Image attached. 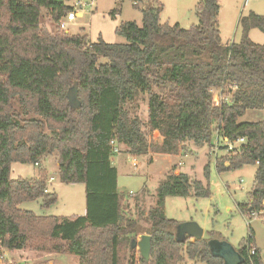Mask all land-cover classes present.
I'll return each instance as SVG.
<instances>
[{
	"label": "trees",
	"instance_id": "1",
	"mask_svg": "<svg viewBox=\"0 0 264 264\" xmlns=\"http://www.w3.org/2000/svg\"><path fill=\"white\" fill-rule=\"evenodd\" d=\"M44 10L59 24L73 7L67 0H0V252L45 250L57 242L64 245L56 249L79 257L80 264H119L121 244L138 225L123 217L112 141L133 156L183 157L188 142L215 147L216 135L217 140L244 138L216 167L223 173L257 166L251 204L239 209H252L249 215L264 210V121L240 122L247 111L264 110V44L249 36L253 29L264 33V16H242L241 41L223 45L218 0L200 1L199 22L190 29L163 24L159 3L142 10V27L121 23L117 34L125 44H109L43 29ZM142 96H148L147 122L138 115ZM16 98L40 119H17ZM55 152L60 181L85 185V216H38L20 208L38 199L49 208L57 195L46 193V170L37 180H13L12 165H39ZM205 174L208 179L209 165ZM192 192L196 198L211 196L209 185L187 174L167 176L148 216L151 259L129 264H179L184 252L194 264H225L209 244L217 233L193 241L181 233L183 223L165 214L167 197ZM254 240L251 231L239 250L244 264H264L258 248L249 256Z\"/></svg>",
	"mask_w": 264,
	"mask_h": 264
},
{
	"label": "rangeland",
	"instance_id": "2",
	"mask_svg": "<svg viewBox=\"0 0 264 264\" xmlns=\"http://www.w3.org/2000/svg\"><path fill=\"white\" fill-rule=\"evenodd\" d=\"M94 1L95 6L93 8L87 6L83 11H80L81 15L74 23L61 20L57 24L44 10L41 27L53 33L88 35L90 43H95L101 38L109 44H125L126 40L117 34L121 23L130 21L142 27V10L148 6H157L159 3L164 6V11L161 14L163 24H180L182 28L190 29L199 22L196 8L201 0H143L139 5H135L130 0L121 2L120 0ZM218 1L221 6L219 21L222 24L223 41L227 37L225 41H232L234 34H236V39L240 37L239 21L242 16H247L250 12L264 16V0ZM76 2L78 0H67L71 7ZM116 9L120 11L114 16L112 12ZM235 19L238 20V25L235 23ZM255 35L260 38H255ZM253 36L255 40L263 39L264 41V33L259 29H255ZM104 63L106 60H101V64ZM155 92L161 93V90L155 89ZM230 97L231 95L227 97L228 101H230ZM13 106L17 112L16 117L20 121L40 119L30 108L22 106L18 98L14 100ZM138 115L143 122H147L148 96H142ZM259 121H264V110H249L240 119L242 123ZM46 132L49 134V131L46 130ZM216 136L213 138V145L218 141ZM154 137L157 141L161 139L159 133H154ZM117 147L119 153L114 154V156L117 155L114 158V164L118 170L117 182L123 217L125 221L129 220L128 222H135L138 225L137 233L128 236L129 241L123 242L119 251V264H129L131 259H136L138 262L141 257L138 248H131V243L133 240L140 241L141 234L150 232L149 212L156 207L158 189L160 183L167 177L169 166L165 163L164 159H168L166 157H162L163 159L151 165L146 156H128L123 146L117 145ZM185 154H187V158L182 159L179 168L192 179L201 181L205 186L209 185L211 196L196 198L192 192L189 197H167L164 209L167 218L181 223L195 222L203 229L204 238H209L211 234L217 233L210 239L225 241L237 251L244 247L251 231H253L255 239L253 246L260 250L264 262V210L257 214V217H252L248 214V210L252 209L247 208L245 214L239 209V205L246 204L248 206L251 204L250 193L255 185L257 166H245L240 170L219 173L216 162L224 158L228 159L232 155L230 151L222 148L221 144L215 151L214 146L199 147L193 142H188ZM58 161L59 155L55 152L46 156L41 162V165L48 171L46 188L49 193L54 192L57 195V202L49 208H45L42 199H38L22 203L21 209L32 211L38 216H58L69 219L85 215V185L62 183L57 173ZM134 162H136V166ZM207 165H209L208 179L205 174ZM226 166L229 167V163ZM38 169L37 165L19 163L15 166L11 179L33 180L36 178ZM51 177H54L53 181L50 180ZM62 245L64 243H61L60 246ZM58 247L57 242H49L45 250L8 251L3 249L0 252V256H2L0 263L6 261L9 264H80L79 257L64 252L63 247L56 249ZM179 264H194V262H190L184 252L183 262ZM195 264L203 263L198 261Z\"/></svg>",
	"mask_w": 264,
	"mask_h": 264
},
{
	"label": "water",
	"instance_id": "3",
	"mask_svg": "<svg viewBox=\"0 0 264 264\" xmlns=\"http://www.w3.org/2000/svg\"><path fill=\"white\" fill-rule=\"evenodd\" d=\"M77 86V84H76ZM180 231L196 241L204 238L203 229L195 222H186L181 225ZM212 253L224 260L225 264H244L245 258L231 244L225 241L211 240L209 242ZM131 248H138L141 258L149 262L152 252L151 235L143 234L140 241L133 240Z\"/></svg>",
	"mask_w": 264,
	"mask_h": 264
},
{
	"label": "crops",
	"instance_id": "4",
	"mask_svg": "<svg viewBox=\"0 0 264 264\" xmlns=\"http://www.w3.org/2000/svg\"><path fill=\"white\" fill-rule=\"evenodd\" d=\"M257 14V13H256ZM81 15V14H80ZM237 16V15H236ZM237 19H238V17H237ZM237 19H235V23L238 25V20ZM219 25H220V33H221V39H222V43H223V45H231V44H234V43H236V44H238L240 41H241V36H242V34H241V32H240V37L238 38V39H236V34H234V37H233V40L232 41H225V40H227V38L226 39H224V41H223V38H224V36H223V29H222V24H220V21H219ZM241 30V29H240ZM255 34V29L254 30H251V32H250V34H249V36H250V39L254 42V43H256V44H260V45H263L264 44V41H263V39H261V40H255L254 39V35ZM255 38H260L258 35H255ZM238 40V41H237ZM127 153V152H126ZM120 155V154H119ZM126 155H128V156H132L133 157V155H131V154H126ZM117 156V155H116ZM116 156H113L112 157V163H113V165L115 166V164H114V158L116 157ZM134 157H138V156H134ZM162 157H166V158H168L167 160L166 159H164L165 160V163H167V166H169V170H168V172H167V176L168 175H170V174H172V173H175L176 175H178V174H186V173H184L179 167H180V164H181V161H182V159H185V158H187V155H185V156H183V157H168V156H163V155H148V156H146V158H147V161L151 164V165H154L157 161H159V160H161V159H163ZM185 157V158H184ZM19 163H14L13 165H12V170H11V174L13 173V171H14V168H15V166L16 165H18ZM38 167H39V169H38V172H37V175H36V178L35 179H33V180H37L39 177H40V171H41V169L43 170H46L47 171V169L43 166V165H41V163L39 164V165H37ZM57 173H58V176H59V163H58V165H57ZM118 171V170H117ZM47 177H48V171H47ZM167 178V177H166ZM52 179H54V177H51V181H53ZM18 180V179H17ZM26 180H28V179H26ZM166 180V179H165ZM164 180V181H165ZM163 182V181H162ZM161 182V183H162ZM160 183V184H161ZM48 184V183H47ZM48 188H49V186H48ZM86 192V191H85ZM119 192V191H118ZM50 193H54V192H50ZM21 207V206H20ZM22 210H24V209H22ZM27 211V210H26ZM32 212V211H31ZM86 213H87V203H86ZM86 213H85V215H86ZM85 215H83V216H85ZM58 217V216H57ZM75 217H78V216H75ZM74 217V218H75ZM65 218V217H64ZM72 219V218H71ZM142 235V234H141ZM141 235H140V237H141Z\"/></svg>",
	"mask_w": 264,
	"mask_h": 264
},
{
	"label": "built area",
	"instance_id": "5",
	"mask_svg": "<svg viewBox=\"0 0 264 264\" xmlns=\"http://www.w3.org/2000/svg\"><path fill=\"white\" fill-rule=\"evenodd\" d=\"M94 0H78V2L75 3V5L73 6V10L67 14V16L65 18L62 19L66 20L67 23H74L76 21V19L78 17H80L81 12L83 11L85 7L89 6V7H94ZM219 140H221V142H219ZM217 141L216 146L214 147L215 151L218 150L219 145L221 144V146H227V150L230 152H234L235 150H237L239 148L240 145L244 144L246 142V140L244 138L238 139L236 141H230L227 138H221ZM111 145L113 146V152L114 154H118L119 153V149L117 147V144L115 141L111 142ZM116 156V155H115ZM136 162H134V165ZM54 180V179H52ZM46 193H49L48 190H46ZM252 217H257V214L252 213L251 214ZM248 252H249V256L252 257L256 254V248L252 245L250 247H248Z\"/></svg>",
	"mask_w": 264,
	"mask_h": 264
}]
</instances>
